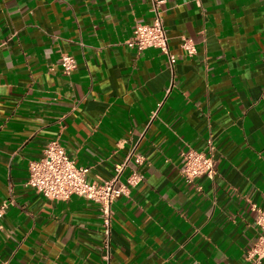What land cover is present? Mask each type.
Instances as JSON below:
<instances>
[{"label":"crops","instance_id":"crops-1","mask_svg":"<svg viewBox=\"0 0 264 264\" xmlns=\"http://www.w3.org/2000/svg\"><path fill=\"white\" fill-rule=\"evenodd\" d=\"M162 9L174 66L126 44L153 21L150 0H0V203L12 199L0 264L248 263L260 232L250 205H264V0ZM62 53L76 59L71 74ZM55 139L90 181L130 156L121 179L143 175L113 205L109 248L98 203L28 184ZM210 142L217 173L187 182L183 152Z\"/></svg>","mask_w":264,"mask_h":264},{"label":"built area","instance_id":"built-area-1","mask_svg":"<svg viewBox=\"0 0 264 264\" xmlns=\"http://www.w3.org/2000/svg\"><path fill=\"white\" fill-rule=\"evenodd\" d=\"M150 1L154 13L153 21L151 23H137L126 44L138 51L157 48L166 55L169 64L174 66L177 56L171 51L170 39L164 24L162 9L164 0ZM181 47L188 56H193L196 52L192 38L183 37ZM60 63L65 74H71L77 66L75 57L69 53H62ZM170 91L171 88H168L167 94ZM183 156L181 172L187 182L194 183L196 178L203 175L213 178L217 173L215 147L212 142L205 150L190 148L183 152ZM130 159L131 156L126 161L117 164L116 173L112 178L90 181L88 179L89 167L79 165L63 144L55 139L45 146L40 158L30 162L28 184L51 200H66L78 195L98 203L103 218L104 241L109 248L114 216L113 205L120 196L128 195L131 187L137 186L143 179L138 168H134L124 180L121 179ZM136 160L141 163L142 157L138 155ZM11 203V198L0 203V220L6 214ZM250 208L256 214L255 222L260 232L257 240L247 249V264H263L264 205L252 202Z\"/></svg>","mask_w":264,"mask_h":264}]
</instances>
